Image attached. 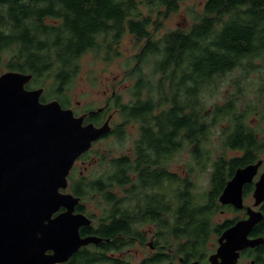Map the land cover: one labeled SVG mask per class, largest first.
I'll return each instance as SVG.
<instances>
[{
  "label": "trees",
  "instance_id": "trees-1",
  "mask_svg": "<svg viewBox=\"0 0 264 264\" xmlns=\"http://www.w3.org/2000/svg\"><path fill=\"white\" fill-rule=\"evenodd\" d=\"M183 1L0 0V67L32 73L31 86L46 85L39 84L42 78L49 81L43 99L61 96L73 83L83 55L94 52L106 62L118 59L124 54L120 47L127 37L139 47L128 59L124 56L133 79L132 100L119 105L125 124L141 125L136 154L148 170L133 181L127 174L134 164L125 156L113 158L110 170L92 182L70 177L71 188L83 200L90 195L101 198L103 225L91 230L105 239L93 250L81 249L65 264H123L106 254L117 246L120 230L129 232L128 216L134 212L121 206L123 200L132 206L135 191L160 183L162 198L171 190L173 207L183 209L174 214L179 217L176 224H188L187 230L198 233L206 230L202 221L193 219L209 206L197 200L193 182L172 174L171 186L164 187V173L150 172V162L164 166L160 160L173 157L186 145L197 146L201 138V143L210 141L212 127L226 114L247 113L241 107L244 93L239 90L230 92L222 103L214 102L211 109L207 98L216 95L235 71L242 73L233 80L236 84L243 78L247 81L251 71H263L264 0H206L189 27L160 34L164 21L180 11ZM223 135L224 148L233 144L229 132ZM196 157L209 158L206 150L203 157L202 147ZM122 186L128 192L125 198L118 196ZM77 210L94 217L84 204ZM88 232L86 227L81 229L82 235Z\"/></svg>",
  "mask_w": 264,
  "mask_h": 264
},
{
  "label": "flooded vegetation",
  "instance_id": "flooded-vegetation-1",
  "mask_svg": "<svg viewBox=\"0 0 264 264\" xmlns=\"http://www.w3.org/2000/svg\"><path fill=\"white\" fill-rule=\"evenodd\" d=\"M260 66L263 68L264 65ZM252 72L255 71L246 74L249 81H252ZM119 75L129 77L128 72ZM258 76L264 77L263 71ZM118 77L120 76L113 78L114 83L106 82L107 89L104 92L102 106L96 109L84 108L81 112H78L71 104L67 87L62 91L61 96H49V98L43 99L47 92L46 86H31V81L26 85L29 89L44 87L41 96L42 102L58 100L64 109H72L76 116H84V124L93 123L97 127L108 124L110 127L109 132L94 141L92 147L76 160L68 176L69 186L62 190L72 192L75 196L80 197L79 204H84L87 199L91 201V198L94 199V197L90 195L91 198L83 200L82 196L75 194L71 188V176H74L75 181L92 182L110 170L113 158L125 156H129L130 161L134 164L127 174L133 181L137 182L140 178V172L148 170L144 168L147 167V163L140 160L136 154V146L138 145L136 141L140 139L142 134L141 125L138 122H129L128 124L136 125L138 130L132 147L127 152H122L118 156H111L107 161H104L108 162V167L98 177L89 179L85 174V170L88 171L93 165L102 161V157L98 158L93 155L95 144L113 137L122 141L127 135L126 127L128 124H125L119 102L125 104L130 102L132 98L125 101L120 92L123 87L117 85ZM254 91L257 93L256 100L253 94L247 97L246 114H226L227 116L223 121L216 123V126L220 125L219 134L223 138L222 140L226 139L223 135L226 130L229 132V139L232 137L233 144L226 146L222 154H219L216 159L209 161L206 165L210 186L204 194L206 200L203 203L209 206L203 207L198 217H193L195 221H202L206 226L205 232L203 230L201 233L189 231L186 229L188 224L180 226L178 223L176 224L179 217L177 218L174 214H179L178 212L183 209L173 207L171 190L165 191L167 195L162 198L164 195L162 192L163 184L160 183L151 189L148 187V190L139 189L135 191L132 206L129 205L131 203L129 200L125 202L123 200L121 206L134 212L132 216H128L127 227H129L130 233L123 229L119 231V242L115 248L106 252L108 256L116 258L123 264H264V78L260 80L258 90ZM202 139L197 146L191 144V147L187 148L194 157L198 156L201 151ZM196 149H198L197 152H195ZM187 162L188 160L184 162V175L172 169L173 162L170 158L160 160L159 163H164V166L158 167H156V160H152L150 163L153 167L149 170L150 172L160 170L164 173V178L161 179L164 180V187L171 186L172 174L178 175L182 181L194 182L195 172L188 168ZM194 162L199 165L204 163L199 158L194 159ZM79 163L85 164V167L79 169ZM148 166L150 167L149 164ZM247 167H249L247 180L242 184L241 195L234 196L235 198L231 201H222L221 196L228 183L237 176L238 170ZM77 170H79V174H77ZM212 181L214 183L213 190ZM127 195L125 186L120 187L118 196L125 198ZM158 196L160 199L157 200ZM157 201L159 205L155 206ZM77 206L75 212H81L77 210ZM64 210L65 208H61L59 212ZM85 214L89 216L88 213ZM89 217L92 219L91 225L83 226L89 232L84 235L81 233V235L100 236L94 234V229H91L94 227L98 230L103 223L99 218ZM99 244L91 243L82 246L80 250L84 248L93 250Z\"/></svg>",
  "mask_w": 264,
  "mask_h": 264
},
{
  "label": "water",
  "instance_id": "water-1",
  "mask_svg": "<svg viewBox=\"0 0 264 264\" xmlns=\"http://www.w3.org/2000/svg\"><path fill=\"white\" fill-rule=\"evenodd\" d=\"M32 78L0 74V264H61L104 239L81 235L92 219L75 212L80 197L62 190L76 160L110 127L84 124L56 99L42 102L44 87H26ZM248 169L238 170L222 201L241 195Z\"/></svg>",
  "mask_w": 264,
  "mask_h": 264
},
{
  "label": "rangeland",
  "instance_id": "rangeland-1",
  "mask_svg": "<svg viewBox=\"0 0 264 264\" xmlns=\"http://www.w3.org/2000/svg\"><path fill=\"white\" fill-rule=\"evenodd\" d=\"M206 0H184L182 3V8L176 14H173L168 19H166L163 23V28L160 31V34L166 30L182 27L187 28L190 26L192 22L193 15L196 11H201L203 5ZM121 52L124 54L118 58L114 59L110 62H106L102 59L101 56H97L94 52H89L83 55L80 58L81 70L77 74L73 83L67 86L68 93L70 95L71 104L77 109L78 112H81L84 108H98L102 106L104 102V92L107 89L105 84L107 81L114 83L113 78L116 76L117 85H121L123 87L120 90L123 95L125 101H128L131 98V92L129 90L133 79L129 77H122L123 73L128 72V66L125 63V58L128 59L133 53H135L139 47L136 42L132 40L130 37L125 38L121 43ZM6 59H4V62ZM5 72V70L0 67V74ZM264 73V69H263ZM251 80L242 79L240 84H236L233 82L237 75H242L240 71H235L234 73L229 74L224 83L218 90L216 95L207 98L208 107L211 109L212 104L214 102H224L225 98L229 95V93L234 92L235 90H239L244 93V97L241 100V107L246 109L247 107V97L251 94L256 96L257 93L254 90H258V86L260 85V76H258V72H252ZM264 78V77H262ZM123 80V81H122ZM122 81V82H121ZM45 83L46 88L49 86V81L39 82ZM121 82V84H120ZM244 82V83H243ZM126 85V86H124ZM53 95V94H51ZM53 97H56L53 95ZM264 99V96H263ZM66 102V101H64ZM79 102V105H77ZM216 126V125H215ZM212 127L211 134L209 136L210 141H206L207 143H202V152L204 157V151L206 150L208 159L201 158L204 163L201 165L195 164L194 159L197 160L196 157L193 156L190 150H187V145L183 147L180 151L176 153L172 158V169L180 172L184 175L183 169L184 162L188 160V168L192 169L195 172L193 176V191L197 197L198 201L204 202L206 200L204 194L209 189V172L207 171L206 165H208L209 161L216 159L219 154L224 152V146L219 134V124L216 127ZM127 135L126 137L120 141L116 137L106 138L101 142L95 144L93 155H96L98 158L102 157V161H99L96 165H93L88 171L85 170V174L89 179L98 177L101 175L108 167L107 161L111 156H118L122 152H127L130 147H132V143L135 142V139L138 134L137 126L133 123L128 124L126 127ZM232 154V152H229ZM87 164V163H86ZM85 164L79 163V169H83ZM193 173V172H192ZM77 174H79V170H77ZM102 201L101 198L86 200L84 205L86 206V211L91 212L94 217L100 218L103 215L102 210Z\"/></svg>",
  "mask_w": 264,
  "mask_h": 264
}]
</instances>
